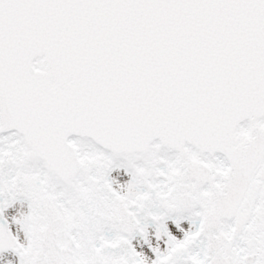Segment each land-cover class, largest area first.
<instances>
[{
    "label": "snow or ice",
    "instance_id": "1",
    "mask_svg": "<svg viewBox=\"0 0 264 264\" xmlns=\"http://www.w3.org/2000/svg\"><path fill=\"white\" fill-rule=\"evenodd\" d=\"M0 264H264V0H0Z\"/></svg>",
    "mask_w": 264,
    "mask_h": 264
}]
</instances>
